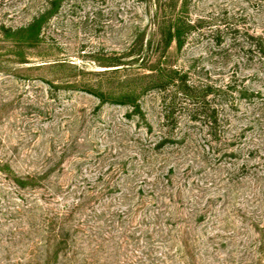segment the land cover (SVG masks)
<instances>
[{
  "label": "rangeland",
  "instance_id": "374dc122",
  "mask_svg": "<svg viewBox=\"0 0 264 264\" xmlns=\"http://www.w3.org/2000/svg\"><path fill=\"white\" fill-rule=\"evenodd\" d=\"M176 22L183 45H166L162 32ZM249 36L264 41V0H0L1 168L35 174L65 160L49 180L62 188L55 199L46 187L18 190L0 171V264H29L42 240L19 207L75 203L64 184L96 152L136 157L126 171L145 189L149 176L171 177L175 231H188L194 257L163 243L154 264H264V55ZM172 77L191 97L178 94L168 119ZM203 97L213 127L191 116ZM144 156H157L151 169L134 170ZM95 168L83 173L93 182ZM195 209L202 220H190ZM136 248L115 264H151Z\"/></svg>",
  "mask_w": 264,
  "mask_h": 264
},
{
  "label": "trees",
  "instance_id": "16d2710c",
  "mask_svg": "<svg viewBox=\"0 0 264 264\" xmlns=\"http://www.w3.org/2000/svg\"><path fill=\"white\" fill-rule=\"evenodd\" d=\"M30 28L34 29L35 24H31ZM172 30L162 32L163 42L168 45L172 41H178L182 46V36L185 33L183 26H179L176 22ZM249 39L250 45L264 55L262 38L249 36ZM138 59L134 58L133 62H138ZM168 79L169 82H166L168 83L166 85L172 83L171 85L175 86L173 94L165 101L164 112L169 119L174 113L178 94H183L184 91L187 97L191 96L189 87L182 79L180 82L173 77ZM201 99L200 107L193 109L191 116L194 118L198 114L213 127L216 119L212 112L209 113L205 98ZM166 142L167 140H162L153 150H159ZM146 157L144 156L141 165L133 166L134 170L151 169L157 156L149 159ZM131 159L137 158L125 160L115 154L108 156L106 152H96L92 156L81 157L76 164H73L74 171L71 174L74 178L73 182L64 184V187L72 192L71 195H74L76 202L66 206L64 210L56 208L55 205L47 206L45 209L36 201L31 204L23 203L18 213L25 211L28 220L37 221V223L33 222V229L36 234L42 235V240L35 241L31 245L24 257L25 261L33 264L36 251H41L38 264L41 261L43 264H57L61 257H64V264H115L117 260H114L123 252L135 251L138 247L142 249L145 256L143 259L154 264L152 257L159 252L160 244L163 243L166 244L165 250L168 252L177 249L180 254L194 257L192 251L195 248L191 247L188 231L182 228L175 231L176 220L180 215L175 201L176 192L173 189L169 190L163 183L165 179L168 183L169 181L172 183L171 177L164 173L153 175L154 177L149 176L151 177L149 188L145 189L139 184L147 183L146 179L140 181L139 174L136 173L130 177L126 171V166ZM63 161L65 162L64 158L35 174H20L15 170L10 172L8 166L4 169L1 165L0 171L9 177L8 179L18 190L32 189L34 191L39 187H46L51 199H55L58 196V190L62 188H57L49 180L55 167ZM87 163H94L96 167L93 172H90L97 175L94 182L83 174ZM79 176H82L81 181ZM47 182L46 186H41V183ZM77 193H80L78 197H76ZM21 199L23 201V198ZM201 212L199 209L193 210L190 220L191 216L197 217L199 213V219L202 220L204 215ZM176 241L179 242V246L176 245ZM194 242L197 240L194 239ZM140 243H142L141 246Z\"/></svg>",
  "mask_w": 264,
  "mask_h": 264
}]
</instances>
